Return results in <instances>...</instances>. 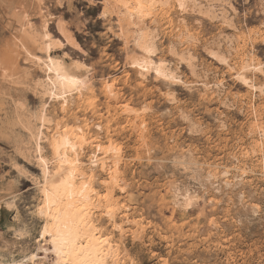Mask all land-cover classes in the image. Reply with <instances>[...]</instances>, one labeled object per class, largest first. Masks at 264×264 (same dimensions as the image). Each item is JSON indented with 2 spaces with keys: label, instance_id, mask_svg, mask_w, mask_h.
<instances>
[{
  "label": "rangeland",
  "instance_id": "rangeland-1",
  "mask_svg": "<svg viewBox=\"0 0 264 264\" xmlns=\"http://www.w3.org/2000/svg\"><path fill=\"white\" fill-rule=\"evenodd\" d=\"M195 1L146 22L153 60L172 76L156 81L131 65L142 58L136 28L125 38L106 0H0L1 264H55L30 133L44 104L49 136L60 125L88 141L81 172L94 189L91 220L111 244L105 264H264V0ZM44 33L65 43L52 57L89 83L65 109L37 85L46 78L33 57L45 55L33 36ZM253 60L262 91L235 78ZM94 155L104 168L90 165Z\"/></svg>",
  "mask_w": 264,
  "mask_h": 264
},
{
  "label": "bare ground",
  "instance_id": "bare-ground-1",
  "mask_svg": "<svg viewBox=\"0 0 264 264\" xmlns=\"http://www.w3.org/2000/svg\"><path fill=\"white\" fill-rule=\"evenodd\" d=\"M172 2L179 9H181L180 5L183 4L184 8L181 11H185L186 7L188 8L189 0H106L103 13L108 14L109 11H112L111 8L117 10L118 13L113 11L119 15V26L122 32H124L125 38L130 35L129 32L131 30L128 31L129 27L136 28L134 45L142 58L137 59L135 58L136 56H132L129 59L132 66L135 65L141 69L138 71L144 80L151 72L156 81L172 77L168 75L163 63H156L153 60L155 36L154 31L146 24L154 12L159 9L164 10ZM66 28L64 25H60V31L64 35L66 43L76 46V41ZM33 40H35L34 43L37 44L38 50L45 55L44 58L33 57L36 58V64L41 68L43 74H45L44 78H46L42 84L37 83V85H40L42 89L41 93L43 97L47 98L46 100L58 102L62 106V109H65L68 102L73 100L74 97H82V91L86 89L85 87L89 83L84 79L81 80L75 77L71 73L70 66L63 60L52 57L51 54L54 49L57 47L61 48L65 43L59 39H52L48 33H44L42 38L35 35L33 36ZM253 62L254 60L249 63H246V61L244 63L243 61V64L235 73V78L238 82L253 91H262L261 87H257L254 84L253 78L248 75V73H260L263 71L261 64L256 65ZM73 64L75 68L80 66L75 61ZM226 65L228 66V64ZM49 68L52 70L49 71ZM57 72H59V76ZM4 77L8 78L6 73H4ZM71 80L78 81V83L72 84L70 83ZM245 81L248 83H245ZM46 106L44 104L41 107L42 110L37 116L38 125L36 129L29 130L34 145V159L42 173V182L39 185H41V192L43 194V207L45 208L46 216L51 221L44 227L41 238L43 241H47V238H49L52 253L55 257V264H105L107 257L111 255V244L109 239L100 235L91 220L90 207H92L93 203L92 195L94 194V189L88 178L86 179L81 172L83 167L80 160L81 152L83 153L84 145L86 146L88 141L81 128L73 131L71 129L68 132L61 130L60 125H56V131L53 135L49 136V125L53 121L47 116ZM45 143L48 145L50 154L46 152ZM97 151L107 156L114 153L115 149L109 147L104 151V149L99 148ZM90 162V165L92 164L95 168L100 163H104V160L94 155ZM102 165V168H104L105 163ZM90 175L88 176L91 178ZM116 180L117 177H112L109 186L112 184L111 186L115 187ZM85 185H87V188L84 187ZM109 196V198L112 197V195ZM109 203H111L110 200ZM54 237L57 239V245L55 246L52 245ZM54 247L59 248L60 255H57ZM43 251L46 254L48 253L47 249L43 248ZM38 258V255L32 256V260H37Z\"/></svg>",
  "mask_w": 264,
  "mask_h": 264
},
{
  "label": "snow or ice",
  "instance_id": "snow-or-ice-1",
  "mask_svg": "<svg viewBox=\"0 0 264 264\" xmlns=\"http://www.w3.org/2000/svg\"><path fill=\"white\" fill-rule=\"evenodd\" d=\"M180 7H181V9H183V8H184V5L181 4ZM51 70H52V69L49 68V71H51ZM57 75L59 76V72H57ZM70 83H72V84H76V83H78V81L71 80ZM245 83H248V82L245 81ZM73 150L75 151V149H73ZM77 162H78V161H77ZM84 187L87 188V185H85ZM52 245H53V246L57 245V239H56L55 237L52 239ZM54 251L57 252V255H60L59 248H55V247H54Z\"/></svg>",
  "mask_w": 264,
  "mask_h": 264
},
{
  "label": "crops",
  "instance_id": "crops-1",
  "mask_svg": "<svg viewBox=\"0 0 264 264\" xmlns=\"http://www.w3.org/2000/svg\"><path fill=\"white\" fill-rule=\"evenodd\" d=\"M2 213H1V208H0V225H2Z\"/></svg>",
  "mask_w": 264,
  "mask_h": 264
}]
</instances>
